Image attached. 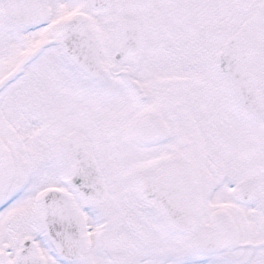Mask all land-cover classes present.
I'll return each instance as SVG.
<instances>
[{
	"label": "snow or ice",
	"instance_id": "obj_1",
	"mask_svg": "<svg viewBox=\"0 0 264 264\" xmlns=\"http://www.w3.org/2000/svg\"><path fill=\"white\" fill-rule=\"evenodd\" d=\"M0 264H264V0H0Z\"/></svg>",
	"mask_w": 264,
	"mask_h": 264
}]
</instances>
